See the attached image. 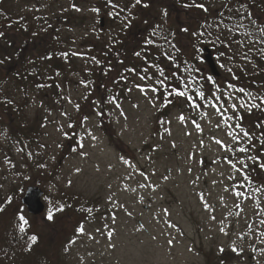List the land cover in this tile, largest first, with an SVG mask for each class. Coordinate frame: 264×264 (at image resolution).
<instances>
[{
  "label": "rangeland",
  "instance_id": "374dc122",
  "mask_svg": "<svg viewBox=\"0 0 264 264\" xmlns=\"http://www.w3.org/2000/svg\"><path fill=\"white\" fill-rule=\"evenodd\" d=\"M247 2L0 0L1 40L14 57L0 64V264H264V78L240 79L264 64L250 22L264 13L244 10ZM230 7L226 51L187 29L200 12ZM27 25L53 55L35 69L56 93L49 82L15 81L19 56L46 53H17ZM167 26L195 71L159 110L167 77L142 60L158 56L149 38ZM124 39L129 50L112 69L109 54ZM204 44L220 71L208 83ZM30 184L43 191L39 215L20 201Z\"/></svg>",
  "mask_w": 264,
  "mask_h": 264
},
{
  "label": "trees",
  "instance_id": "16d2710c",
  "mask_svg": "<svg viewBox=\"0 0 264 264\" xmlns=\"http://www.w3.org/2000/svg\"><path fill=\"white\" fill-rule=\"evenodd\" d=\"M181 1H185V0H181ZM249 8L250 9L253 8L257 12L259 11L260 13H264V1L248 0V3L244 5V10L249 11ZM234 13H235V10H231V7L225 8L223 12L215 13L211 23H194V24L191 23L190 25L192 26L190 27L188 26L187 29L190 30L193 28L194 32H198L199 34L197 35V37L200 40L201 38H203L204 40L206 39L213 40L215 37H217V39L214 40L215 48L218 51H221V50L226 51L228 48V44H230L233 41V35L229 29H232L231 27L234 24V23H231V21H233L235 17ZM251 17L252 16H250V20H251L250 22H251V25L255 27L254 32L256 34V37L262 49V51L261 49L260 51L263 53V56H264V35L261 29V23L255 22V20H253ZM0 31H1V25H0ZM158 32L159 33L151 34L149 38V43H151L150 48L151 50H153L154 53L158 52L157 54L158 56L156 55L157 57H155V55L148 53L147 56H144L145 58L142 60V64L145 66L150 62L155 63L158 66V68L161 69L162 73L167 77V80L164 81L163 83L164 87H162L161 91L158 92L159 89H157V92L159 93V96H160V102H161L159 110H161L164 108V106L167 105V101H169L170 99L174 101L175 95L176 96L178 95V93L180 92L181 88H183L187 80L189 81L192 80V77L194 75L193 72L195 71V68H194L193 62H191L192 60L190 58H187L185 53L181 51L180 45L177 44L178 43L177 40H175V37L171 34L172 33L171 27L170 28L168 26L164 27V29H160ZM30 34L31 32H30L29 25H27L25 28H22V35L24 37L22 38L20 42H17V53L19 52V50H22L25 46L30 47L28 51L36 49L39 52L45 53L46 52L45 48L47 45H39L42 42H44V40L42 38H37V34H35V36L33 37L30 36ZM154 35L155 36L157 35V38H158L156 43H154V40H152L151 38V36L153 37ZM1 38L2 37L0 34V45L2 47V49L0 50V64L1 62L11 63L12 61H14L13 59L14 57L12 56L10 57L9 52L7 51V49L12 47L10 46L11 45L10 39L6 38L4 40H1ZM139 40L140 38L138 39V41ZM120 42H121L120 45L116 49L113 48V50L109 54V60L113 61V63L115 64V65L112 64V69H114V67L117 68L116 64L120 60L119 57L126 55V51L129 50V44H128L127 39H124ZM202 42H205V41H202ZM140 46L143 48H146L147 47L146 42L142 43ZM42 49L44 50L42 51ZM198 50H200V47H198ZM18 54L17 56H19ZM32 55L33 54H28L27 56H24V58L21 56L17 58L18 68L20 69L19 71V69L17 68V74L15 76V81L17 82V85H20L23 87L28 86V85L31 87H39L42 83L49 82L50 89L56 93L55 85L51 83L52 81L50 79L48 80L44 79L43 76L41 75V71H39L38 68L35 69L36 63L39 62L40 60L50 59L51 61H53L54 59L53 55L49 52H46L45 54H42L40 59L39 58L33 59ZM262 61H264V58ZM163 63L166 64V68L163 67L164 65ZM60 66H61V63H59V67ZM125 69H126L125 71L123 70L124 72L127 71V67H125ZM197 71L201 74L203 73L202 70L197 69ZM204 72H206L205 81L207 83L209 82L211 78L212 79L219 78V76L214 77L207 68L205 69ZM185 74L189 75L187 79L183 78V75ZM262 78H264V64L259 66L256 74L246 75L240 79H242L241 81H244L245 84L247 85H255ZM1 82L2 81L0 78V83ZM109 84L110 83H108L107 84L108 86L103 90L102 95L107 94L109 90L113 89V87L109 86ZM193 85L200 88L202 87L203 83L201 82V79H200L199 81L197 80V82L194 83ZM101 103H102V106H101L102 109H100L98 116L101 121H105L108 115L104 107L105 105L104 98L102 99ZM1 106L2 105L0 101V107ZM22 107H24V104L22 105L20 104L17 107V112L18 110L20 111ZM258 116L261 118H264L263 108L259 111ZM102 129L105 130L103 126H102ZM258 141L264 144V135L261 136L258 139ZM252 174L253 175H251V177H254L255 173H252ZM255 181L253 180L252 182L256 183ZM40 252L41 250H35L36 255ZM37 257H39V255ZM39 258L46 259V261L47 259H51L50 257H47V256H41ZM51 263L56 264V261L53 260L52 258V260L46 262L45 264H51Z\"/></svg>",
  "mask_w": 264,
  "mask_h": 264
},
{
  "label": "water",
  "instance_id": "95a60500",
  "mask_svg": "<svg viewBox=\"0 0 264 264\" xmlns=\"http://www.w3.org/2000/svg\"><path fill=\"white\" fill-rule=\"evenodd\" d=\"M100 23H103V19H100ZM261 27L264 34V22L261 23ZM203 58L206 61L211 73L215 76L219 75V71L215 65L212 57L211 49L209 46H204ZM42 189L37 185H27L23 195L20 198L22 204L25 205L28 213L32 215H38L44 210V203L41 200Z\"/></svg>",
  "mask_w": 264,
  "mask_h": 264
},
{
  "label": "snow or ice",
  "instance_id": "6c2138e0",
  "mask_svg": "<svg viewBox=\"0 0 264 264\" xmlns=\"http://www.w3.org/2000/svg\"><path fill=\"white\" fill-rule=\"evenodd\" d=\"M202 7V6H201ZM241 91H243V89H241ZM179 95H183L182 93H178ZM264 166V165H262ZM48 219H52V212L50 211L49 214H48ZM20 220L22 221V224H21V227H20V230L21 231H24V224H27V221L25 220V218L23 216L20 217ZM81 231H83V229H81ZM33 240H35V237L32 238Z\"/></svg>",
  "mask_w": 264,
  "mask_h": 264
},
{
  "label": "flooded vegetation",
  "instance_id": "af4514ba",
  "mask_svg": "<svg viewBox=\"0 0 264 264\" xmlns=\"http://www.w3.org/2000/svg\"><path fill=\"white\" fill-rule=\"evenodd\" d=\"M200 16H201V18H203V19L200 18V22L187 21V23H208L209 18L212 17V15L209 17V15L207 13L206 14L200 13ZM1 22L5 23L6 21H1Z\"/></svg>",
  "mask_w": 264,
  "mask_h": 264
}]
</instances>
